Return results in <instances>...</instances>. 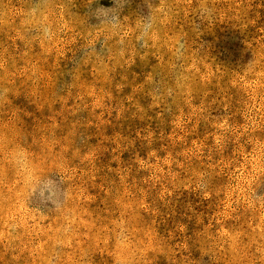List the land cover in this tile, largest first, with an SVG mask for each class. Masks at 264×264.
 <instances>
[{"label":"rangeland","instance_id":"obj_1","mask_svg":"<svg viewBox=\"0 0 264 264\" xmlns=\"http://www.w3.org/2000/svg\"><path fill=\"white\" fill-rule=\"evenodd\" d=\"M0 264H264V0H0Z\"/></svg>","mask_w":264,"mask_h":264}]
</instances>
